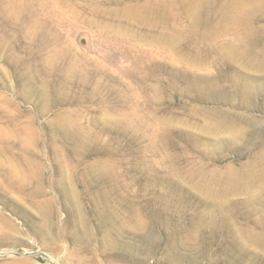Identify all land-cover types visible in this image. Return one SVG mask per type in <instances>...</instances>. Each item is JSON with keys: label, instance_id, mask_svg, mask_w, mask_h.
Segmentation results:
<instances>
[{"label": "rangeland", "instance_id": "1", "mask_svg": "<svg viewBox=\"0 0 264 264\" xmlns=\"http://www.w3.org/2000/svg\"><path fill=\"white\" fill-rule=\"evenodd\" d=\"M0 161L41 167L68 235L0 264H264V0H0ZM71 188L130 235L82 249Z\"/></svg>", "mask_w": 264, "mask_h": 264}, {"label": "bare ground", "instance_id": "2", "mask_svg": "<svg viewBox=\"0 0 264 264\" xmlns=\"http://www.w3.org/2000/svg\"><path fill=\"white\" fill-rule=\"evenodd\" d=\"M0 179L2 182L4 181L3 188L0 189V204L2 205V208H0V229L4 231L0 238V244L18 243L22 241L29 248L35 247L38 244L55 250L58 246L57 243H62L68 235L64 237L63 233L58 230L60 229V221L62 227L65 223L62 220L58 221L56 217L54 200L48 196L43 186L41 167H25L19 164H7V162L5 165V163L3 164L0 161ZM83 189L89 190L90 188L84 187ZM87 192L85 191V193ZM70 193L71 195L65 198L70 206V213L74 219V224L84 228V235L75 240L82 249L86 250L84 246L85 240L91 237L90 232L85 229L87 224L94 228L95 235L105 231L103 241L106 243H111L116 237L121 235H130L126 216L124 214L116 215L110 212L113 204L109 198V192L86 196L83 200L79 199L81 193L78 189L74 188ZM17 195L20 198L17 199ZM26 195L29 200H37L35 202L39 210L36 216H30L31 214L26 210L23 202L19 201L22 200L21 197ZM7 208L12 209L11 217L5 213ZM139 221L140 224L136 223L135 225L142 234L137 235H142L144 240H153L156 242L157 238L152 231L150 222ZM24 227L29 228V231L32 232L27 242L23 239ZM30 239L33 241V244L30 243ZM50 244H56L57 246L52 248ZM113 254L110 253V255ZM52 256L56 260L59 256L57 255V250ZM87 260L88 264L99 262L95 257L87 258ZM39 263V260H36L35 263L32 260H20L13 264Z\"/></svg>", "mask_w": 264, "mask_h": 264}]
</instances>
